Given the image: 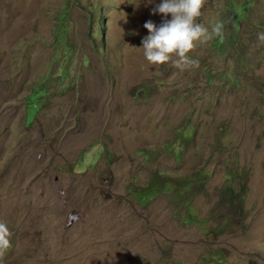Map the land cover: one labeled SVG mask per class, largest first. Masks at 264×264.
Wrapping results in <instances>:
<instances>
[{
    "label": "rangeland",
    "instance_id": "1",
    "mask_svg": "<svg viewBox=\"0 0 264 264\" xmlns=\"http://www.w3.org/2000/svg\"><path fill=\"white\" fill-rule=\"evenodd\" d=\"M227 1L205 0L198 22L225 24ZM161 2L0 0V222L13 234L0 264H264V29L244 26L229 58L206 48L214 37L189 53L199 67H156L143 25L162 23ZM225 64L238 80L209 71ZM201 168L195 222L161 191L142 197L156 172ZM226 173L247 183L242 214L221 201Z\"/></svg>",
    "mask_w": 264,
    "mask_h": 264
},
{
    "label": "trees",
    "instance_id": "2",
    "mask_svg": "<svg viewBox=\"0 0 264 264\" xmlns=\"http://www.w3.org/2000/svg\"><path fill=\"white\" fill-rule=\"evenodd\" d=\"M256 2L254 0H241L237 2L235 0H228L225 13L228 15L229 20L224 24V35L222 37H215L211 41V44L206 45V48L213 45L216 57L218 60L224 57H230L234 54L230 49V44H239L244 41L242 35H246L243 32L244 26L251 29H264V17L257 12H253L252 9L255 7ZM95 13V12H94ZM66 13L63 11L60 18V27L58 29V39L60 40L63 35L67 33V26L62 25ZM239 51V49H238ZM227 58V59H228ZM241 60L240 52L239 57ZM239 60V61H240ZM232 65L225 64L222 69L218 66L211 67L209 71H218L221 76L225 75L230 78L231 81L235 82L238 80L234 73H231ZM144 86H141L139 91L144 90ZM35 91L29 95H35L36 100L42 105H47L48 100L44 95L48 94V86L46 83L37 84L34 88ZM32 100V99H31ZM28 104V103H27ZM28 105H27V115H28ZM31 124V123H30ZM29 126V124L27 125ZM218 149V148H217ZM221 153H223L221 151ZM149 155V154H147ZM238 173V172H236ZM236 173H226L228 180L223 184L221 201L225 203L228 208H233L235 211L242 214L244 211V201L247 195V183L242 180L240 176ZM209 172L204 169H198L196 172L179 176V177H169L163 172H156L154 179L150 182L151 185L143 188L142 197L147 199L154 193L161 191L166 194L167 198L170 199L175 206V215L177 217H182L181 212L185 209L188 213L185 216V220L189 222H195V218H190V208L191 203L196 195H198L203 188H206L207 183L210 179ZM166 176V177H163ZM164 179L161 183L155 184V180ZM154 183V184H153Z\"/></svg>",
    "mask_w": 264,
    "mask_h": 264
},
{
    "label": "clouds",
    "instance_id": "3",
    "mask_svg": "<svg viewBox=\"0 0 264 264\" xmlns=\"http://www.w3.org/2000/svg\"><path fill=\"white\" fill-rule=\"evenodd\" d=\"M204 4L205 0H162L151 10L152 14H162L164 19L159 26L152 20L143 25L149 33L142 39L143 54L149 64L159 67L171 62L181 71L199 67V61L191 59L189 53L198 44L224 35L223 23L215 24L209 31L198 22ZM257 39L264 43V32L258 33ZM12 235L7 223L0 222V260L12 247Z\"/></svg>",
    "mask_w": 264,
    "mask_h": 264
}]
</instances>
